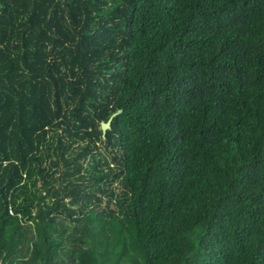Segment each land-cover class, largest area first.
I'll use <instances>...</instances> for the list:
<instances>
[{"label": "trees", "instance_id": "1", "mask_svg": "<svg viewBox=\"0 0 264 264\" xmlns=\"http://www.w3.org/2000/svg\"><path fill=\"white\" fill-rule=\"evenodd\" d=\"M0 264H264V0H0Z\"/></svg>", "mask_w": 264, "mask_h": 264}, {"label": "water", "instance_id": "2", "mask_svg": "<svg viewBox=\"0 0 264 264\" xmlns=\"http://www.w3.org/2000/svg\"><path fill=\"white\" fill-rule=\"evenodd\" d=\"M119 111H120V110H118L117 112H119ZM117 112H115V113H117ZM115 113H113L111 116H109V118L107 119L106 122H101V128H102V132H103V133H104L105 129L109 126V123H110V121H111V118H112V116H113Z\"/></svg>", "mask_w": 264, "mask_h": 264}]
</instances>
